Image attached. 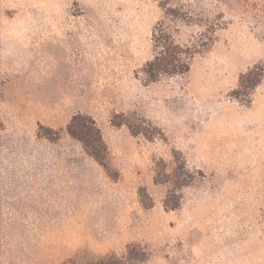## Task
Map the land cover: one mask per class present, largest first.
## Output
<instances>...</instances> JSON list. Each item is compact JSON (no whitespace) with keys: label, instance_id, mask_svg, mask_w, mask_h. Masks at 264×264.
<instances>
[{"label":"rangeland","instance_id":"1","mask_svg":"<svg viewBox=\"0 0 264 264\" xmlns=\"http://www.w3.org/2000/svg\"><path fill=\"white\" fill-rule=\"evenodd\" d=\"M155 29L197 51L186 73L147 81ZM78 113L106 166L67 133ZM131 246L264 264V0H0V264Z\"/></svg>","mask_w":264,"mask_h":264},{"label":"trees","instance_id":"2","mask_svg":"<svg viewBox=\"0 0 264 264\" xmlns=\"http://www.w3.org/2000/svg\"><path fill=\"white\" fill-rule=\"evenodd\" d=\"M153 42V58L146 62L143 67L147 81H155L162 75L184 74L189 70L191 59L197 52L194 48L184 47L174 42L171 36L162 29H155ZM254 70L255 67L241 75L239 79L240 87L249 89L262 79V75L257 78L259 73H255ZM66 131L71 137L81 142L82 147L89 156L102 166H106L107 147L100 129L91 117L79 113L73 115L66 126ZM154 180L156 182L159 181L157 176H155ZM186 184L187 182H182V185ZM164 205L166 208L173 209L178 206V203L168 205L165 202ZM143 254L141 250L135 252L131 246L121 255L112 253L104 256L74 257L58 264H136L145 258Z\"/></svg>","mask_w":264,"mask_h":264}]
</instances>
